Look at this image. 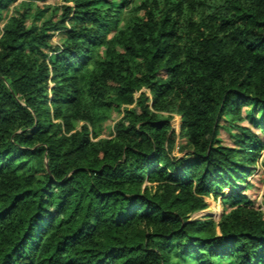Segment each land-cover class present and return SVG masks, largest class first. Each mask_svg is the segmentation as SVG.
Instances as JSON below:
<instances>
[{"label":"trees","instance_id":"trees-1","mask_svg":"<svg viewBox=\"0 0 264 264\" xmlns=\"http://www.w3.org/2000/svg\"><path fill=\"white\" fill-rule=\"evenodd\" d=\"M46 1L0 36V264H264V0Z\"/></svg>","mask_w":264,"mask_h":264},{"label":"rangeland","instance_id":"rangeland-1","mask_svg":"<svg viewBox=\"0 0 264 264\" xmlns=\"http://www.w3.org/2000/svg\"><path fill=\"white\" fill-rule=\"evenodd\" d=\"M23 0H16L13 2L7 10H5L2 13L3 21L0 25V36L2 34V29L6 23V21L12 17L17 10L21 9ZM137 3H140L142 0H136ZM41 6L50 5L51 7H59L64 5V0H48L46 2H39ZM36 6V4H35ZM52 16V10L47 12L45 14V18H49ZM55 19L59 18V13L54 17ZM64 38L63 34H56L54 38V44L58 45L61 40ZM251 112V107H244L243 114L246 117L245 121L239 123L240 126L249 127L252 128L257 134H259L263 140H264V131L259 130L255 125L252 123V117L248 116V114ZM248 116V117H247ZM123 117V109L119 111H114L112 115V119L106 123L104 127V133L103 138L111 137L112 131L114 128V125L117 121H119ZM256 119H259L260 117L255 115ZM172 128L176 131L177 134L180 132V125H181V119L179 116H175L173 120L171 121ZM79 127V126H78ZM230 133L227 130H222L221 134L219 136V139L221 140L222 144L225 146L233 147L234 146V140L232 137V134H236L238 131L236 129H232ZM187 142L185 140L177 139V144L174 149V155L180 156L182 155V148L186 146ZM264 162V151L261 153V156L259 158V162L256 165L257 171L247 177V182L252 185L250 189L246 191L247 196L250 198V200L255 204L256 207L260 208L261 210H264V169L262 166V163ZM150 186V184H149ZM226 193L229 192V190L225 191ZM208 203V208L202 212L196 213L192 215V220H207V219H213L217 223L221 220L223 214L228 212L227 205L222 202V198H214L210 197L206 200ZM227 209V210H226ZM226 210V211H225ZM186 264H194V262L186 263Z\"/></svg>","mask_w":264,"mask_h":264},{"label":"water","instance_id":"water-1","mask_svg":"<svg viewBox=\"0 0 264 264\" xmlns=\"http://www.w3.org/2000/svg\"><path fill=\"white\" fill-rule=\"evenodd\" d=\"M180 119H181V117H180ZM181 126V125H180Z\"/></svg>","mask_w":264,"mask_h":264}]
</instances>
